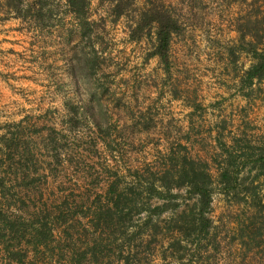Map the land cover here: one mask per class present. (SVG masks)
<instances>
[{
	"label": "rangeland",
	"instance_id": "rangeland-1",
	"mask_svg": "<svg viewBox=\"0 0 264 264\" xmlns=\"http://www.w3.org/2000/svg\"><path fill=\"white\" fill-rule=\"evenodd\" d=\"M144 1L134 0L127 14L113 19L107 1L90 0L89 16L108 55L96 77L81 67L79 44L57 26L56 0L57 23L42 29L4 17L0 6V209L8 218H26V230L52 226L47 239L54 247L40 246L37 264H68L55 244L63 193L83 200V207L98 203L96 191L105 188L110 170L127 171L144 158L161 161L156 146L163 136H179L206 158L213 186L208 247L193 249L186 264H259L263 250L247 252L244 245L264 224V174L250 161L264 152V76L249 83L245 71L254 61L252 46L264 44V0H164L180 23L168 71L148 56L150 40L128 36L131 15ZM65 20L71 24L68 15ZM97 81L103 84L91 93ZM81 106H87L82 113ZM93 118L107 138V145L96 141L97 151ZM15 144L28 145L34 156L18 155ZM51 144H63L59 157L51 155ZM227 147L235 149L236 174L228 188L220 179ZM77 231L82 236L81 225ZM3 238L0 264H6ZM158 252L148 264H174ZM111 255L105 264H123Z\"/></svg>",
	"mask_w": 264,
	"mask_h": 264
},
{
	"label": "trees",
	"instance_id": "trees-1",
	"mask_svg": "<svg viewBox=\"0 0 264 264\" xmlns=\"http://www.w3.org/2000/svg\"><path fill=\"white\" fill-rule=\"evenodd\" d=\"M55 0H0V6L6 11L4 17L14 15L29 21L34 28L42 29L56 24L53 20ZM108 3V12L113 19L128 13L134 0H102ZM90 0H56L62 12L57 26H61L69 37L79 44L81 67L90 68L92 76L98 75V69L108 65L106 48L102 45V32L95 19L89 16ZM10 13V14H9ZM71 21L66 24L65 17ZM180 23L173 12L164 4V0H145L144 4L133 12L129 24V38L151 41L148 56H157L165 71L169 70V47ZM90 48L86 50L84 47ZM254 61L245 71L248 82L264 76V44L252 46ZM103 73V72H102ZM91 93L103 82L97 81ZM107 89V88H106ZM89 105V104H88ZM87 106H81L82 109ZM73 108V116L78 111ZM139 127L145 131L148 124L140 115H133ZM78 118V117H77ZM76 118V119H77ZM76 120H72L68 129H73ZM98 128L97 140L107 145V138L102 134V123L93 118ZM161 135V134H160ZM162 136V135H161ZM162 146H156L161 161L144 158L137 164H129L127 171L110 170L105 181V188L96 191L98 203L83 207V200L74 195L63 193L58 205L56 217L60 221L59 239L55 242L60 247L61 258L68 264H102L112 258L123 264H148L154 252H160L162 258H171L174 264H186L191 259V251L200 247L207 248L212 219L209 215L212 201V176L206 158L191 152L183 138L163 136ZM9 145V142L6 144ZM18 155L34 156L28 145L19 148L14 145ZM18 147V148H17ZM51 155L59 157L62 145L47 146ZM95 151H97L94 145ZM234 148H225L227 158L223 159L221 181L226 187L234 185L236 174L233 173L235 161ZM250 158L251 154H247ZM235 156V153H234ZM252 166H257L264 174V152L251 157ZM108 165V164H107ZM107 167V166H106ZM109 169V168H108ZM109 171V170H108ZM258 172V173H259ZM258 175V174H256ZM252 182V181H251ZM84 194L80 195V199ZM82 201V202H81ZM10 217L0 209V235L3 238L4 260L6 264H37V251L49 244L52 226H35L26 230V218ZM83 217L86 219L83 221ZM38 221V220H37ZM81 225L83 233L77 231ZM47 227V228H46ZM45 228L47 230H45ZM49 231V232H48ZM76 233V234H75ZM28 234V236H26ZM6 237L11 238L9 241ZM84 237L81 244L77 241ZM264 224L255 227L253 237L244 246L245 251H262L264 254ZM245 243L246 241L243 240ZM161 247V248H160ZM158 252V253H159ZM263 254L257 263L264 264ZM51 261L52 256L48 254ZM108 259V260H107ZM104 263V264H105Z\"/></svg>",
	"mask_w": 264,
	"mask_h": 264
}]
</instances>
